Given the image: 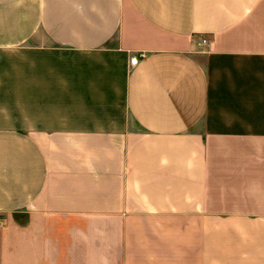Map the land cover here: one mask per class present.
Listing matches in <instances>:
<instances>
[{
    "label": "crops",
    "instance_id": "crops-1",
    "mask_svg": "<svg viewBox=\"0 0 264 264\" xmlns=\"http://www.w3.org/2000/svg\"><path fill=\"white\" fill-rule=\"evenodd\" d=\"M0 264H264V0H0Z\"/></svg>",
    "mask_w": 264,
    "mask_h": 264
},
{
    "label": "built area",
    "instance_id": "built-area-1",
    "mask_svg": "<svg viewBox=\"0 0 264 264\" xmlns=\"http://www.w3.org/2000/svg\"><path fill=\"white\" fill-rule=\"evenodd\" d=\"M208 41L206 39H201L200 42L198 43L199 47H203L205 45H207ZM138 62V57H134L131 60V66H135Z\"/></svg>",
    "mask_w": 264,
    "mask_h": 264
}]
</instances>
